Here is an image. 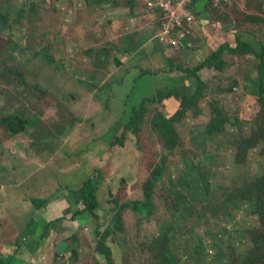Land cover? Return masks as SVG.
Wrapping results in <instances>:
<instances>
[{
	"label": "rangeland",
	"instance_id": "374dc122",
	"mask_svg": "<svg viewBox=\"0 0 264 264\" xmlns=\"http://www.w3.org/2000/svg\"><path fill=\"white\" fill-rule=\"evenodd\" d=\"M166 1L0 0V120L28 123L15 132L0 122V175L19 171L12 178L22 181L8 180L1 192L7 209L19 216L18 229L7 223L8 240L16 245L19 235L36 239L51 221L66 217L46 236L41 264H110L99 240L114 264H162L167 250L177 264H264V187L251 190L264 178V125L255 120L261 108L258 60L241 50L225 52L221 69L205 70L202 97L174 123L177 149L167 151L151 121L158 111L166 117L177 112L174 93L181 88L193 96L196 85L188 73L204 57L186 59L154 42L162 14L156 5ZM228 1L201 13L210 25L203 32L195 26L183 46L197 43L194 50L203 53L213 41L211 28L221 44L235 47L238 37L264 51V0ZM103 49L107 58L97 64ZM144 98L139 138L111 148ZM212 105L226 122L209 136L204 129ZM249 136L252 149L245 164L237 163L233 142ZM153 166L162 172L154 180L150 212L139 216L119 207L143 198ZM96 172L104 177L101 221L93 219L73 249L59 252L58 235L79 209L75 194ZM243 183L250 193L237 194ZM31 198L44 200L37 228ZM64 199L69 208L62 204L57 211ZM86 245L88 256L80 252Z\"/></svg>",
	"mask_w": 264,
	"mask_h": 264
},
{
	"label": "trees",
	"instance_id": "16d2710c",
	"mask_svg": "<svg viewBox=\"0 0 264 264\" xmlns=\"http://www.w3.org/2000/svg\"><path fill=\"white\" fill-rule=\"evenodd\" d=\"M209 5L207 9H212L216 10L219 9L218 6L222 5L223 3L220 2L219 5L214 6L213 5V0H209ZM193 5V2L191 1L190 4L187 5V10H189L192 14L193 12L190 10ZM166 19L161 15L159 19L158 25V31H159V25L165 21ZM158 43L157 41H154ZM166 48L170 49L176 53H179L180 55H184L185 49L181 46H166ZM93 50V49H92ZM238 50H241L246 53L253 54L255 58L258 60V71H259V82L257 85V89L260 94H258V104L261 105V108L259 107V115L255 118L256 122L261 123L264 125V51L261 49L258 52L254 50V48L249 45L248 43H243L236 37L235 39V47L229 46L228 42H224L218 47V50H214L207 59H205L203 62L195 65L192 67L188 73L189 76H191L192 80L194 81V84L196 85L195 93L193 96L183 93L182 88L180 90V93L175 92L174 95H176L179 100H180V106L177 112L171 116V117H166L162 112H156L154 114V117L151 121L152 126L155 128L156 133H158L160 136L163 137V140L165 141V146L167 151L175 154L176 152V143L175 142V128H174V123H178L182 117L183 114L185 115L187 109L191 107L196 108L198 99L202 97L203 94V81L201 80L199 73L203 69H221L224 66V61L222 60V54L223 53H229V54H236L238 53ZM88 54H92V51H89ZM108 51L107 49H103V52L98 54V57L94 60L95 63L100 64L104 63V61L107 58ZM187 59V58H186ZM191 60V59H190ZM182 71H186L185 69L183 70L182 68H179ZM188 72V70L186 71ZM179 88V87H178ZM174 90V89H173ZM178 91V90H177ZM166 99V98H165ZM144 101L145 98L142 100V102L139 104L137 108H132L130 117L128 122L123 125V132L115 136L113 141L109 144L111 148L116 147V146H121L124 147L125 145V139H138L139 138V128H137V125L141 123V120L143 118V113H144ZM210 110V119L205 125L204 132L205 134L211 136L213 134L219 133L225 122H226V117L223 115L222 110L219 107H215L214 105L209 106ZM186 111V112H185ZM200 112V111H199ZM195 114V113H194ZM142 117V118H141ZM2 124H6L10 126V128L15 131V132H20L23 130V125H27L26 121H19L16 120L13 121V119H8V120H0ZM21 122V123H20ZM22 124L21 126L19 125ZM253 138L247 137H241L239 140L234 141L233 144L236 147V153H238L239 158H237V163L245 164V157L247 156L248 152L252 149L251 144ZM162 172L161 167H152V172L149 174V180L144 184L142 190H143V198L138 201H126L123 203L119 204V207H127L130 210L134 211L137 213L139 216H142L141 213L148 214L151 209V203H152V188L154 186V180L158 174ZM151 175V177H150ZM261 177V176H260ZM258 178L255 182H253L251 186V190L255 192V186L260 187L263 185L264 187V178ZM104 177L100 174V172H96L95 174H92L90 178H88L85 182L84 185L82 186L81 189L75 194L78 196V205H81L80 209H78L75 213L71 215L69 218L70 220L76 221L78 217L87 214L92 218V219H100L101 216H99V208L102 205L99 201V181H103ZM126 183V179L121 180V185H124ZM243 183L241 186L236 187L235 192L237 194H243L246 195V193H250V189L245 192L244 189L247 188L248 186L244 185ZM111 198V197H110ZM44 203V200H40L38 203V206L42 205ZM108 204V203H107ZM105 206V205H104ZM66 217H61L59 219H55L51 221L49 224L46 225L45 229L42 230V240H45L46 236L48 235L49 231L53 226L57 224V222L64 221ZM68 219V220H69ZM122 229V226L117 229V231H120ZM101 236V230H98L96 232V237L100 239ZM202 246L201 244H199ZM99 248L107 254L108 256V261L109 263H113L114 261L112 260L111 257V252L110 249L101 241L99 240L98 242ZM193 248V247H192ZM193 252L196 253L198 252L197 248H193ZM166 258L162 264H177L175 257L171 254L170 251H166L165 257ZM0 264H3L2 261H0Z\"/></svg>",
	"mask_w": 264,
	"mask_h": 264
},
{
	"label": "crops",
	"instance_id": "0c3cea01",
	"mask_svg": "<svg viewBox=\"0 0 264 264\" xmlns=\"http://www.w3.org/2000/svg\"><path fill=\"white\" fill-rule=\"evenodd\" d=\"M209 0H193V5L191 7V11L193 12V15L196 16L195 18L198 19V23L193 24L192 26V30L193 28L195 29H199L200 31H204L205 27L207 25H210L209 23H207V19H203L201 16V13H204L205 15L207 14V2ZM198 4L201 6V8H195V5ZM208 10H212V9H208ZM198 13V14H195ZM200 18V19H199ZM158 29V28H157ZM156 29V33H154L153 35V40L156 41L155 39V35L158 33ZM211 28H208V32L209 34L214 37H212L213 41L211 44H205L206 49L204 50L203 53H201L200 51H196L194 49H196V45L191 46L190 44H188V46H184L183 49H185L184 51V57L185 58H190V59H196V58H200V57H204L203 61L205 59H207V56H209L214 50H218V47L221 45L220 40H216L219 39L218 36L215 35V33L210 30ZM137 40V39H136ZM144 40H146L148 43H150V37H146ZM242 42V41H241ZM244 43V42H243ZM223 44V43H222ZM145 50V46L143 45L142 47L139 48V50L135 53H140L142 51ZM207 52V54H206ZM207 55V56H206ZM135 55H132L131 57H134ZM154 56V55H152ZM171 56V52L166 51V55L165 57ZM205 70L207 69H202L199 73V76H204L205 74ZM201 78V77H200ZM137 79V78H135ZM134 79V80H135ZM133 80V81H134ZM202 80V78H201ZM203 81V80H202ZM257 85L258 83L255 85L256 89H257ZM19 172V171H13L12 174H8V176L3 177L4 175H7V173H2V175H0V261L3 262V264H41V259L43 253L42 251L44 250V241L47 240V238H45V240H42V229L39 231V236L34 239L31 237H28L26 235H23V237H20L18 240L16 241V245L15 243H13V241L8 240V232L9 229L6 228L7 223L9 226H13L16 229H18V226H20L19 224V216H18V212L15 211L16 209H7V206L4 204V200L3 198H5L4 196L1 195V192L4 191L5 189V185H7V181H18L19 179L16 177L15 179H13L12 175H14V173ZM20 173V172H19ZM3 177V178H1ZM22 181H18L17 184H19ZM14 183V181H13ZM25 196V195H24ZM32 196V195H30ZM3 197V198H2ZM31 200L34 201L33 203V212L30 214V217H32L31 221L35 224V228H37V223H36V217H38L40 219V217L43 216L44 213V209L43 206L40 205L38 206L39 201L41 200V198H31ZM61 205H59L57 208V211L59 210V208L62 206V204H64V210L69 208V204H68V200L64 199V202L61 201ZM50 207V206H49ZM49 207H46L47 209ZM77 207L80 209V207L77 205ZM62 209V208H60ZM39 214V215H38ZM61 216H58L57 218H59ZM56 218V219H57ZM93 219L89 216V215H82L80 217L77 218L76 221L70 220L69 224H64L63 226L64 231L60 232L58 235L60 238V243L61 246L59 247V252L61 251H67V249L71 248L73 249L74 245L73 244V240H76V238H78L79 236L82 237L83 236V231L87 229L88 224L92 223ZM101 219H98L96 222H100ZM33 229L32 234H36V230L37 229ZM48 236V235H47ZM76 243V242H75ZM35 244V246H33ZM79 244V243H78ZM17 248V249H16ZM87 248H89V245L84 246L83 248L80 249V252L86 256H88L89 254L86 252ZM41 251V252H40ZM69 252V251H68ZM71 258V257H69ZM68 259V256H67ZM72 263V261H71Z\"/></svg>",
	"mask_w": 264,
	"mask_h": 264
},
{
	"label": "built area",
	"instance_id": "2783aa9c",
	"mask_svg": "<svg viewBox=\"0 0 264 264\" xmlns=\"http://www.w3.org/2000/svg\"><path fill=\"white\" fill-rule=\"evenodd\" d=\"M193 0H176L174 5L167 0L165 3H159L157 8L162 10V16L166 19L159 25V32L155 36L158 44L166 46H183L187 35L193 33L192 26L196 21L195 16L187 10V5ZM228 0H213V5L217 6ZM148 4H151L148 2Z\"/></svg>",
	"mask_w": 264,
	"mask_h": 264
},
{
	"label": "clouds",
	"instance_id": "9594fccd",
	"mask_svg": "<svg viewBox=\"0 0 264 264\" xmlns=\"http://www.w3.org/2000/svg\"><path fill=\"white\" fill-rule=\"evenodd\" d=\"M166 48V47H165ZM166 100V99H165Z\"/></svg>",
	"mask_w": 264,
	"mask_h": 264
}]
</instances>
